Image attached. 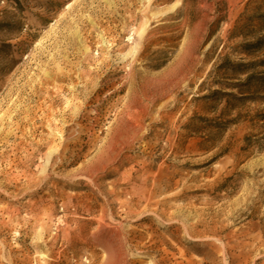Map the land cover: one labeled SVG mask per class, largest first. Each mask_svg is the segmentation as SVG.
<instances>
[{
    "label": "rangeland",
    "instance_id": "rangeland-1",
    "mask_svg": "<svg viewBox=\"0 0 264 264\" xmlns=\"http://www.w3.org/2000/svg\"><path fill=\"white\" fill-rule=\"evenodd\" d=\"M263 36L264 0H0V264H264Z\"/></svg>",
    "mask_w": 264,
    "mask_h": 264
},
{
    "label": "bare ground",
    "instance_id": "bare-ground-1",
    "mask_svg": "<svg viewBox=\"0 0 264 264\" xmlns=\"http://www.w3.org/2000/svg\"><path fill=\"white\" fill-rule=\"evenodd\" d=\"M146 1H148V0H146ZM146 26H147V21H145L142 24L141 28L139 29V31H138V37H140L143 34V32L146 29ZM102 45L103 46H107V42H106V40L104 38L102 39ZM137 45H138V42L135 41V43L131 46L130 51L129 52H126V53H123L121 55V58L122 59H126L128 56H133L136 53V51H137ZM85 49L87 50V47H85ZM53 151H54V148H52L50 150V153L53 152Z\"/></svg>",
    "mask_w": 264,
    "mask_h": 264
},
{
    "label": "trees",
    "instance_id": "trees-1",
    "mask_svg": "<svg viewBox=\"0 0 264 264\" xmlns=\"http://www.w3.org/2000/svg\"><path fill=\"white\" fill-rule=\"evenodd\" d=\"M260 43H261V44L264 43V36L261 37V38H259V39H258L256 42H254V43L247 44V46H249V45H260ZM7 46H8L7 44L2 43L1 46H0V53H2L3 48H5V47H7ZM262 62H263V64H264V60H263ZM247 78H248L247 80L258 79L259 81H261V83H264V72L261 73V74H259V75H249ZM262 97H264V96H262ZM263 117H264V116H263Z\"/></svg>",
    "mask_w": 264,
    "mask_h": 264
}]
</instances>
